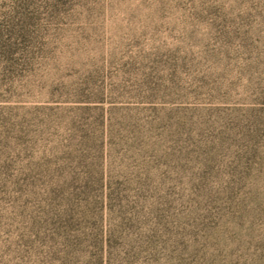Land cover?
I'll list each match as a JSON object with an SVG mask.
<instances>
[{
  "label": "rangeland",
  "instance_id": "rangeland-1",
  "mask_svg": "<svg viewBox=\"0 0 264 264\" xmlns=\"http://www.w3.org/2000/svg\"><path fill=\"white\" fill-rule=\"evenodd\" d=\"M0 264H264V0H0Z\"/></svg>",
  "mask_w": 264,
  "mask_h": 264
}]
</instances>
